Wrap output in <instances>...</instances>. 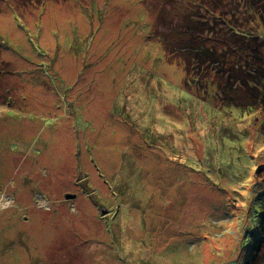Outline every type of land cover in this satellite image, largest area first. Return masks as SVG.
I'll return each mask as SVG.
<instances>
[{"label":"rangeland","instance_id":"rangeland-1","mask_svg":"<svg viewBox=\"0 0 264 264\" xmlns=\"http://www.w3.org/2000/svg\"><path fill=\"white\" fill-rule=\"evenodd\" d=\"M243 4L0 0V264H264V110L234 107L264 81V0Z\"/></svg>","mask_w":264,"mask_h":264},{"label":"trees","instance_id":"trees-1","mask_svg":"<svg viewBox=\"0 0 264 264\" xmlns=\"http://www.w3.org/2000/svg\"><path fill=\"white\" fill-rule=\"evenodd\" d=\"M211 1H217V0H211ZM239 1H242L244 4L243 5H251L252 3H254V0H239ZM239 7H232V10L231 11H237ZM255 15L257 16L258 18V24L260 25H263L264 26V22H263V19H264V4H263V9L262 10H259L258 8L255 9ZM224 25L228 28H231L232 26L229 24V21L227 20H224ZM260 28L257 29V33L254 34L253 36H255L257 39H264V36L262 35V33H260L259 31ZM187 33V32H186ZM186 33H183V35H185ZM235 33L239 34L238 32L235 31ZM239 35H244V33H240ZM165 37H168V36H165ZM170 40H173L175 42V44L177 46H174L172 43H169L167 42L166 45H165V48L168 50L169 54L171 57H175V59H177L179 62H182L183 60V45L186 49H190V46H191V42L190 43H185V44H178L177 43V34L174 38H170ZM203 45V44H202ZM202 45H199L197 48H195V50H201L203 47ZM0 47H3L0 45ZM248 52H246V56L247 57L245 59V62L246 60L251 57L250 59H254L256 62L260 61L259 64L257 65V67L255 68V70L257 69V73L255 72V75L259 76L260 78V72L262 71L261 70V67L260 66H264V48L263 47H258V45L254 48L250 47L248 48ZM190 54V53H189ZM203 53H197V57L200 56V60L202 61L201 57H202ZM263 55V56H262ZM184 57L185 58H190V56L187 54V53H184ZM182 59V60H181ZM232 60V59H231ZM209 64L210 66H206L205 67V71H210V73H214V74H219L221 76H219V79H218V82L216 81H209L210 85L205 88V89H208L209 88V91L210 90H215V86L214 85H217V90H219L218 86L221 85L222 87V83L220 82L221 78L224 77V75L227 73V69L226 68V63L227 62H231L230 61V58L228 57V55H225V54H215L212 53L211 54V57L209 59ZM233 62V61H232ZM244 65V63H243ZM250 66V64H248ZM238 68V66H237ZM194 69L195 68H192L191 66H189V62L185 61L184 63V72H185V79H184V82L186 85H190V83H199V76H196V75H199L194 73ZM1 71H4V73L1 75ZM250 73V72H249ZM3 75H6V70L1 68L0 67V84L2 85L4 83V81L6 80ZM244 75H247L245 72L242 73L240 76H244ZM252 75V74H251ZM254 80V79H252ZM238 81H240V78H238ZM6 82V81H5ZM205 83H208V82H205ZM204 83V84H205ZM228 82H226L227 84ZM260 83V84H259ZM261 85V86H259ZM246 88V87H245ZM256 88L260 91V95L257 93L256 91ZM205 89H202V92H203V95H207L208 92L207 90ZM205 90V91H204ZM227 90H229L231 92V87L230 86H227ZM218 96L221 95V93H224L222 88H221V91H218ZM226 95L228 96V98H231L232 96L229 94V93H226ZM239 95V94H238ZM260 98V99H259ZM262 100V101H261ZM240 101L238 100V103L234 104V107L237 109V110H240L242 107L243 109H246L248 107H250V109L252 110H264V81L260 78L259 81L258 80H255L249 87L247 90L244 89L243 93H241V97H240ZM259 101H261L259 103ZM230 106V104H227ZM262 122V128H263V132H261V135H264V122ZM261 170V172L264 173V168H261L259 169ZM260 210L258 211L260 217H261V224H260V227H264L263 226V222H264V210H261L263 208H259ZM263 235V234H262ZM264 236H262L261 238H263ZM262 239H260L261 241ZM259 241V242H260ZM258 246H259V243L255 246V249L257 250L258 249ZM255 250V251H256Z\"/></svg>","mask_w":264,"mask_h":264},{"label":"water","instance_id":"water-1","mask_svg":"<svg viewBox=\"0 0 264 264\" xmlns=\"http://www.w3.org/2000/svg\"><path fill=\"white\" fill-rule=\"evenodd\" d=\"M75 196V194H66L65 198H73Z\"/></svg>","mask_w":264,"mask_h":264}]
</instances>
